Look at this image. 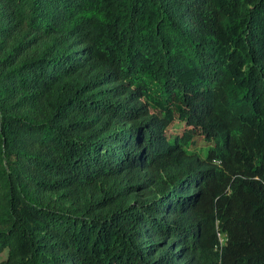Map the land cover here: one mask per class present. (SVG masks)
<instances>
[{
	"label": "trees",
	"instance_id": "1",
	"mask_svg": "<svg viewBox=\"0 0 264 264\" xmlns=\"http://www.w3.org/2000/svg\"><path fill=\"white\" fill-rule=\"evenodd\" d=\"M0 264H264V0H0Z\"/></svg>",
	"mask_w": 264,
	"mask_h": 264
},
{
	"label": "rangeland",
	"instance_id": "2",
	"mask_svg": "<svg viewBox=\"0 0 264 264\" xmlns=\"http://www.w3.org/2000/svg\"><path fill=\"white\" fill-rule=\"evenodd\" d=\"M207 140L201 138V137H198L197 138V143L196 145H193V148L196 149L197 151L201 152L202 154H205V151L204 150H208L209 147H206L207 145ZM6 254L7 252H3L1 254V257H6Z\"/></svg>",
	"mask_w": 264,
	"mask_h": 264
},
{
	"label": "built area",
	"instance_id": "3",
	"mask_svg": "<svg viewBox=\"0 0 264 264\" xmlns=\"http://www.w3.org/2000/svg\"><path fill=\"white\" fill-rule=\"evenodd\" d=\"M217 234H218L219 243L216 245V248L222 250L224 245L228 241V233L227 231L224 230H218Z\"/></svg>",
	"mask_w": 264,
	"mask_h": 264
}]
</instances>
